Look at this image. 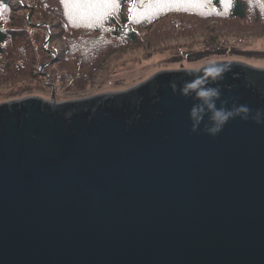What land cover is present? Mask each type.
<instances>
[{
  "label": "water",
  "instance_id": "water-1",
  "mask_svg": "<svg viewBox=\"0 0 264 264\" xmlns=\"http://www.w3.org/2000/svg\"><path fill=\"white\" fill-rule=\"evenodd\" d=\"M210 66L217 107L250 109L216 136L184 91ZM0 264H264V68L1 103Z\"/></svg>",
  "mask_w": 264,
  "mask_h": 264
},
{
  "label": "rangeland",
  "instance_id": "rangeland-1",
  "mask_svg": "<svg viewBox=\"0 0 264 264\" xmlns=\"http://www.w3.org/2000/svg\"><path fill=\"white\" fill-rule=\"evenodd\" d=\"M5 1L9 7L1 11L0 22L14 37L0 56V104L32 96L62 102L124 91L160 71L200 69L215 62L264 68V0H246L247 20L228 18L230 0L218 10L207 3L196 26L182 15L169 23L164 19L139 29L140 38L132 44L114 36L103 17L95 15L98 32L89 31V43L103 45L90 56L73 54L77 48L83 52L97 46L85 48L78 38L74 42L69 28L89 29L92 22L72 17L76 13L68 5L55 6L58 0H48L53 8L44 0Z\"/></svg>",
  "mask_w": 264,
  "mask_h": 264
},
{
  "label": "trees",
  "instance_id": "trees-1",
  "mask_svg": "<svg viewBox=\"0 0 264 264\" xmlns=\"http://www.w3.org/2000/svg\"><path fill=\"white\" fill-rule=\"evenodd\" d=\"M44 2L48 5V8H53L51 2L48 0H44ZM57 2L58 4L55 6L60 5V3L68 5V7L71 8V11L76 13L71 16L76 17L78 21H80L79 19H82L84 22H92V24L89 25V29H87L85 25H80V28H69L74 42L78 38L77 43L81 45L84 44L85 48L97 46L92 50L84 49L83 52H80L79 48L73 51L74 55L79 52L87 56L98 53L102 50V47L100 46L103 45L102 42L98 43V41L89 43L92 38L89 31L98 32L94 26L95 15L103 17L102 20L104 19V26L112 31L114 36L123 37L132 44L140 38L138 34L139 29H150L152 25L156 23L159 24V21L164 19H167V22L169 23L174 21L177 18L176 16L182 15V20H192L196 23L193 25L196 26L198 19L203 18L200 17L198 13L205 10V6L207 5V3H195L164 7L161 4L156 3V0H114V2L101 13L95 8L89 7V5L97 3L98 0H58ZM209 3L210 6L217 10L224 5L222 0H210ZM8 7L9 3L7 1L0 0V18L3 16L1 11H6ZM177 7H179V10H176ZM229 7H231V9ZM229 7H227V9H230V11L228 10L229 19H248L246 0H230ZM214 9H211L212 13L215 11ZM190 28L193 27H188V29ZM13 37L12 31L5 30L2 27V22H0V56L5 53L6 44L10 38ZM77 43H75V45H78ZM106 47L110 46H104L103 48Z\"/></svg>",
  "mask_w": 264,
  "mask_h": 264
},
{
  "label": "clouds",
  "instance_id": "clouds-1",
  "mask_svg": "<svg viewBox=\"0 0 264 264\" xmlns=\"http://www.w3.org/2000/svg\"><path fill=\"white\" fill-rule=\"evenodd\" d=\"M226 71L228 69L222 66H210L204 70L202 77L190 81L184 86L185 93L195 91L200 99V104L194 106L190 112V117L194 122L193 131L197 130L205 116L209 120V125L205 131L212 136L219 134L227 122L236 116L248 119L250 109L245 105L234 106L230 110L217 107L216 102L220 98V91L217 88L208 87V83L210 80L221 79Z\"/></svg>",
  "mask_w": 264,
  "mask_h": 264
},
{
  "label": "snow or ice",
  "instance_id": "snow-or-ice-1",
  "mask_svg": "<svg viewBox=\"0 0 264 264\" xmlns=\"http://www.w3.org/2000/svg\"><path fill=\"white\" fill-rule=\"evenodd\" d=\"M114 0H98L97 3L89 5V7L95 8L101 13L111 4ZM210 0H156V3L161 4L164 7L171 5H182V4H195V3H209ZM229 2V0H222V3ZM176 10H179L177 7Z\"/></svg>",
  "mask_w": 264,
  "mask_h": 264
}]
</instances>
